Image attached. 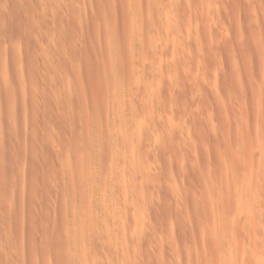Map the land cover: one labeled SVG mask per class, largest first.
Listing matches in <instances>:
<instances>
[{"label":"rangeland","instance_id":"obj_1","mask_svg":"<svg viewBox=\"0 0 264 264\" xmlns=\"http://www.w3.org/2000/svg\"><path fill=\"white\" fill-rule=\"evenodd\" d=\"M0 264H264V0H0Z\"/></svg>","mask_w":264,"mask_h":264},{"label":"bare ground","instance_id":"obj_2","mask_svg":"<svg viewBox=\"0 0 264 264\" xmlns=\"http://www.w3.org/2000/svg\"><path fill=\"white\" fill-rule=\"evenodd\" d=\"M235 180V179H234ZM233 181V179L231 180V182ZM218 213V211L216 212V214L215 215H219V214H217ZM215 218H216V216H215ZM214 219V218H213ZM222 221V220H221ZM221 221H219V219L218 220H216L215 219V221H214V223L213 224H215V232H217V231H221V228H220V223H221V225L223 224L224 225V223H223V221L221 222ZM217 223H219V224H217ZM217 225H219V227L217 226ZM228 225H230V224H227L226 225V223H225V225L224 226H226V232L229 230V228L227 227ZM230 227V226H229ZM217 228H220V229H217ZM223 228V227H222ZM227 228H228V230H227ZM217 229V230H216ZM233 229V228H232ZM213 230V229H212ZM230 230H231V228H230ZM222 232H224V231H222ZM233 232V231H232ZM220 233V235L218 234V232H217V234L216 235H219V236H221V232H219ZM209 235H210V233H209ZM216 235H215V237H216ZM233 235V234H232ZM219 236H217V240H218V237ZM214 239H216V238H214ZM217 240H215V241H217ZM219 241V240H218ZM224 242V241H223ZM217 243V242H216ZM218 245H219V243H217ZM220 246H222V245H220ZM228 246V245H227ZM226 246V247H227ZM223 248V247H222ZM216 249V248H215ZM225 249V248H224ZM227 249V248H226ZM223 250V249H222ZM221 252V251H220Z\"/></svg>","mask_w":264,"mask_h":264}]
</instances>
